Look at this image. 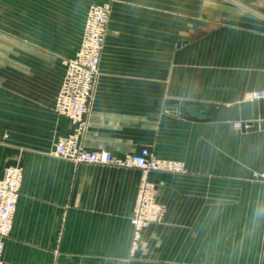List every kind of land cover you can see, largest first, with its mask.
I'll return each instance as SVG.
<instances>
[{
    "label": "crops",
    "instance_id": "1",
    "mask_svg": "<svg viewBox=\"0 0 264 264\" xmlns=\"http://www.w3.org/2000/svg\"><path fill=\"white\" fill-rule=\"evenodd\" d=\"M105 1L0 0V178L7 166L23 169L2 264H264V181L251 176L264 168V128L164 110L264 91V0L113 1L81 144L116 156L177 150L188 167L148 174L164 216L132 254L141 171L52 154L74 130L54 109L65 61L89 5ZM191 23L194 48L184 41Z\"/></svg>",
    "mask_w": 264,
    "mask_h": 264
},
{
    "label": "built area",
    "instance_id": "2",
    "mask_svg": "<svg viewBox=\"0 0 264 264\" xmlns=\"http://www.w3.org/2000/svg\"><path fill=\"white\" fill-rule=\"evenodd\" d=\"M110 5L108 2L89 5L75 54L66 59L65 72L55 96L54 109L67 116L74 130L60 136L54 143L52 154L73 163L135 167L141 171V183L137 189L129 222L132 227L131 253L139 247L142 231L151 224L162 221L164 210L156 199V185L148 179L152 171L185 172L183 162L157 158L143 146L136 154L113 155L108 150H87L81 144L90 110L95 82L99 72L101 53L105 43ZM264 99V91H254L250 100ZM241 129L246 123L233 122ZM23 177L21 166H7L0 178V264L4 239L13 229V218Z\"/></svg>",
    "mask_w": 264,
    "mask_h": 264
},
{
    "label": "water",
    "instance_id": "3",
    "mask_svg": "<svg viewBox=\"0 0 264 264\" xmlns=\"http://www.w3.org/2000/svg\"><path fill=\"white\" fill-rule=\"evenodd\" d=\"M187 107H193L201 117L190 115L186 118L193 121H241L246 126L242 129L255 131L264 128V99L239 100L231 104L212 103L188 100L182 101L180 105L165 106L164 110L176 115L184 113ZM119 264H125L120 261Z\"/></svg>",
    "mask_w": 264,
    "mask_h": 264
},
{
    "label": "rangeland",
    "instance_id": "4",
    "mask_svg": "<svg viewBox=\"0 0 264 264\" xmlns=\"http://www.w3.org/2000/svg\"><path fill=\"white\" fill-rule=\"evenodd\" d=\"M113 1L114 0H108V1H105V2H108L109 3V5H110V16H109V21H110V17H111V13H112V4H113ZM105 2H103V3H105ZM93 4H97V3H93ZM98 4H102V3H98ZM91 5V4H90ZM175 10V13H176V8L174 9ZM190 12H191V17H192V15L193 14H197L196 12H197V8L196 7H191L190 8ZM108 24H109V22H108ZM196 25V24H195ZM192 26H193V23H191V30H190V40L189 39H184V41L186 42V44L188 43L189 44V46L190 47H192V48H194V47H196L197 46V40H196V38L193 36L194 35V32L192 31V29H194V28H192ZM181 31L179 32V34L177 35H175V38H174V47H176L178 44V41H179V44H180V42H182L183 40H182V35H181ZM238 59L239 60H244L245 59V55H238ZM241 65H244V64H241V63H239V68H240V66ZM191 81H192V84H197L196 82H197V72H194V71H192L191 72ZM192 90V89H191ZM254 92V91H253ZM252 94V93H251ZM189 110V109H188ZM195 113L196 111L195 110H192V109H190V114H192V113ZM199 113H196V115H198ZM232 128L233 129H239V128H237V127H235L234 126V124H232ZM157 158H159V157H157ZM160 159H162V160H173V161H180V162H183L184 163V166H185V168H186V170H185V172H166V173H170V174H187L188 173V167H187V165H186V163L183 161V159L182 158H180L179 156H178V151L177 150H174V157L172 158V159H169V158H165V151L164 150H161V156H160ZM251 176L253 177V179L255 180V179H257V180H260V181H264V168H263V170H261V171H255V172H253V174H251ZM162 207H163V210H165L164 209V206L162 205ZM164 216V215H163ZM163 219V218H162ZM142 239V238H141ZM140 242H141V240H140ZM140 245V244H139ZM139 248V247H138ZM130 253H131V244H130ZM132 254V253H131Z\"/></svg>",
    "mask_w": 264,
    "mask_h": 264
}]
</instances>
